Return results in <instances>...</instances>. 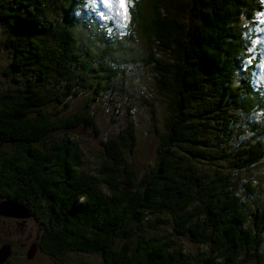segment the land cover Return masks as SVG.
I'll use <instances>...</instances> for the list:
<instances>
[{
  "label": "trees",
  "instance_id": "16d2710c",
  "mask_svg": "<svg viewBox=\"0 0 264 264\" xmlns=\"http://www.w3.org/2000/svg\"><path fill=\"white\" fill-rule=\"evenodd\" d=\"M170 1L149 0L144 12L134 1L128 8L132 25L129 21L124 29L132 34L111 41L82 11L85 0H0L3 46L11 55L4 76L16 77V86L0 91V199L16 200L32 213L41 226L37 246L55 261L78 252L99 255L102 264H192L170 242L146 236L147 229L168 223L175 234L205 247L203 257L193 258L196 264L261 259L264 210L251 212L248 224L230 177L208 179L195 162L226 155L208 149L207 127L231 137L239 111L247 119L264 114V91L251 87V71H242L238 84L234 81L239 62L249 57L264 3L187 0L180 13L191 23L184 24ZM141 33L150 37L148 64L168 99L165 133L159 137L155 169L139 182L122 143L134 145L133 130L104 142L105 160L98 172L107 187L104 193L95 177L79 169L77 146L56 134L94 127L87 112L63 114L69 98L87 73H96L95 93L103 91L106 80H114L108 61L129 55ZM155 49L171 61L157 59ZM261 121L251 124L257 136L264 134ZM254 141L233 161L229 153L231 169H250L264 161V144ZM180 145H187L182 156L176 150ZM135 227L145 235L133 240Z\"/></svg>",
  "mask_w": 264,
  "mask_h": 264
},
{
  "label": "rangeland",
  "instance_id": "374dc122",
  "mask_svg": "<svg viewBox=\"0 0 264 264\" xmlns=\"http://www.w3.org/2000/svg\"><path fill=\"white\" fill-rule=\"evenodd\" d=\"M134 1L138 2L141 7L143 6V12L148 7L149 0H126L127 8L133 7ZM186 2L187 0L170 1L174 16L184 24L191 23L188 17L180 13V7L182 8ZM262 2L264 3V0ZM81 9L88 16H92L93 24L97 23L102 32L106 31L109 38H112L111 41L123 34L126 35L124 38L132 34L131 31L121 32L125 26L127 29L129 28L130 22L132 25V11H130V22L127 23L129 11L125 18L124 10L119 7L118 0H85ZM253 33L252 39H254L248 48L250 55L248 54V59L244 58L239 62L241 69L237 76L235 75L234 81L238 84L245 75L243 72L251 71V87H254L255 90L262 88L264 91V81L262 80L264 52L261 51L262 47L260 46L264 39V9L255 20ZM84 36L88 39L90 34L85 33ZM4 38L0 26V91L16 86L15 76H4L6 67L11 63V55L3 46ZM148 38L150 37L147 34L141 33L140 39L134 40L130 46L129 55H119L118 62L108 61L114 80H106V87L103 91L99 94L95 93L96 82H98V79L95 78L96 73H87L76 88L77 93L69 98L68 108L63 114L74 115L87 112L94 120V127L87 128L83 125L75 130L56 134V138L68 137L70 142L77 146L81 152L82 160V166L79 169L95 177L99 188L104 193L108 192L107 187L102 182V175L98 174L105 160L102 144L125 134L124 131L128 129L133 130L134 145L132 147L125 146L126 143L123 140V150L126 163L133 170L137 182L149 171L155 169L159 137L165 133L168 99L167 95L156 85L152 64H148L150 62L149 51L146 47ZM155 53L157 59L165 62L171 61L170 56L161 49H155ZM100 74L103 73L100 72ZM215 98L216 94H213L211 99ZM238 114L240 119L234 125L235 133L231 137H229L230 134L224 137L223 134H219L210 127L204 130L206 138L204 141L208 149L216 152L217 155L222 151L226 152V155L213 162L200 160V162H195V166L197 171L208 179L221 175L230 177L231 186L235 188L237 195L244 202L243 209L249 224L253 221L251 212H255L256 208L264 210V161L253 168L235 171L228 166V158L229 153L233 154L231 156V161H233L240 149L254 145L255 138L260 139L264 144V134L257 136V132L251 126L253 121L259 122L264 119V114L257 112L252 114L249 119L245 118L240 111ZM186 147L187 145H180L176 148L179 156L184 155L183 150ZM247 184H250L249 190L246 189ZM4 199H0V201ZM134 230L133 240L145 234L162 238L163 241L170 242L172 247L180 250L192 264H196L194 257H203V253L206 251L204 246L191 243L187 237L175 234L172 224L169 223L147 229L146 233L143 229L138 231L136 227ZM40 231L41 226L34 217L17 219L0 216V247L8 246L10 250V255L3 264L103 263L99 255L78 252L67 254L61 262L55 261L48 255L39 252L37 242ZM260 250L261 259L259 261L251 260L244 264H264V240H262Z\"/></svg>",
  "mask_w": 264,
  "mask_h": 264
},
{
  "label": "water",
  "instance_id": "95a60500",
  "mask_svg": "<svg viewBox=\"0 0 264 264\" xmlns=\"http://www.w3.org/2000/svg\"><path fill=\"white\" fill-rule=\"evenodd\" d=\"M0 216L17 219L33 217L32 213L16 200L4 199L0 201ZM10 255L8 246L0 247V264H3Z\"/></svg>",
  "mask_w": 264,
  "mask_h": 264
},
{
  "label": "snow or ice",
  "instance_id": "6c2138e0",
  "mask_svg": "<svg viewBox=\"0 0 264 264\" xmlns=\"http://www.w3.org/2000/svg\"><path fill=\"white\" fill-rule=\"evenodd\" d=\"M119 7L124 10L125 18L127 17V3L126 0H118Z\"/></svg>",
  "mask_w": 264,
  "mask_h": 264
},
{
  "label": "bare ground",
  "instance_id": "6f19581e",
  "mask_svg": "<svg viewBox=\"0 0 264 264\" xmlns=\"http://www.w3.org/2000/svg\"><path fill=\"white\" fill-rule=\"evenodd\" d=\"M263 40H264V39H263ZM263 40H262V43H261L260 46L262 47L261 51L264 52V41H263ZM263 52H262V53H263ZM263 54H264V53H263ZM262 67H263V69H264V62H263V66H262ZM262 75H263V76H262V80L264 81V70H263V74H262Z\"/></svg>",
  "mask_w": 264,
  "mask_h": 264
},
{
  "label": "flooded vegetation",
  "instance_id": "af4514ba",
  "mask_svg": "<svg viewBox=\"0 0 264 264\" xmlns=\"http://www.w3.org/2000/svg\"><path fill=\"white\" fill-rule=\"evenodd\" d=\"M39 249V248H38ZM39 252L43 253L40 249H39ZM44 254V253H43Z\"/></svg>",
  "mask_w": 264,
  "mask_h": 264
}]
</instances>
